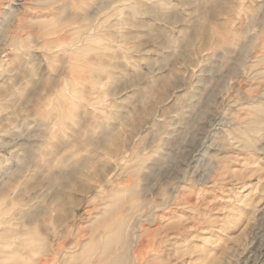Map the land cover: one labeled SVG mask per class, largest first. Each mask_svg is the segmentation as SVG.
Returning a JSON list of instances; mask_svg holds the SVG:
<instances>
[{"label":"rangeland","instance_id":"obj_1","mask_svg":"<svg viewBox=\"0 0 264 264\" xmlns=\"http://www.w3.org/2000/svg\"><path fill=\"white\" fill-rule=\"evenodd\" d=\"M0 264H264V0H0Z\"/></svg>","mask_w":264,"mask_h":264}]
</instances>
